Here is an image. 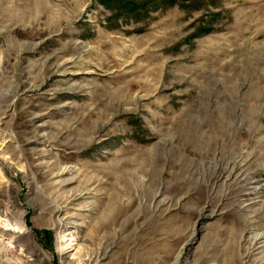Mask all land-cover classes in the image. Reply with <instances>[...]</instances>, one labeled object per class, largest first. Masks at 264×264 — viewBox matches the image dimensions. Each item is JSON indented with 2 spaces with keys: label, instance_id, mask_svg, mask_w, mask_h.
<instances>
[{
  "label": "rangeland",
  "instance_id": "1",
  "mask_svg": "<svg viewBox=\"0 0 264 264\" xmlns=\"http://www.w3.org/2000/svg\"><path fill=\"white\" fill-rule=\"evenodd\" d=\"M23 261L264 264V0H0Z\"/></svg>",
  "mask_w": 264,
  "mask_h": 264
},
{
  "label": "bare ground",
  "instance_id": "2",
  "mask_svg": "<svg viewBox=\"0 0 264 264\" xmlns=\"http://www.w3.org/2000/svg\"><path fill=\"white\" fill-rule=\"evenodd\" d=\"M16 255H18V256H19L18 259H20V255H21V253L17 252ZM178 257H180V256H178ZM20 260H21V259H20ZM21 261H22V260H21ZM23 263L26 264L25 261H23Z\"/></svg>",
  "mask_w": 264,
  "mask_h": 264
}]
</instances>
